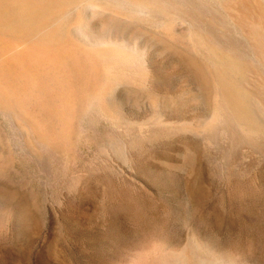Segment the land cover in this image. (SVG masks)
Here are the masks:
<instances>
[{
  "label": "rangeland",
  "instance_id": "rangeland-1",
  "mask_svg": "<svg viewBox=\"0 0 264 264\" xmlns=\"http://www.w3.org/2000/svg\"><path fill=\"white\" fill-rule=\"evenodd\" d=\"M91 33L122 39L144 67L85 73L88 96L61 140L26 135L0 112V264H104L115 233L127 252L135 231L151 256L195 237L240 264H264V143L225 125L180 128L209 107L201 69L179 47L152 38L136 50L132 29L101 18ZM96 86L100 104L89 95Z\"/></svg>",
  "mask_w": 264,
  "mask_h": 264
},
{
  "label": "bare ground",
  "instance_id": "bare-ground-1",
  "mask_svg": "<svg viewBox=\"0 0 264 264\" xmlns=\"http://www.w3.org/2000/svg\"><path fill=\"white\" fill-rule=\"evenodd\" d=\"M94 18L113 29H132L136 50L157 38L179 47L190 65L201 69L198 80L208 96L209 117L182 124V130L207 134L225 125L247 141L264 143V0H0V112L12 117L26 135L63 139L77 98L88 96L87 88L78 84L85 73L93 79L94 69L108 74V69L144 67L122 39L92 34ZM99 89L89 94L98 104ZM131 235L138 243L121 252L117 248L125 245L126 236L116 232L114 252H103L99 260L240 264L195 237L181 250L151 256L144 251L143 235Z\"/></svg>",
  "mask_w": 264,
  "mask_h": 264
}]
</instances>
